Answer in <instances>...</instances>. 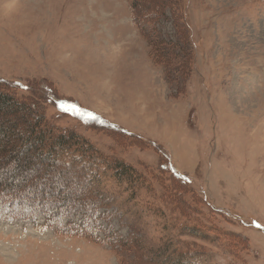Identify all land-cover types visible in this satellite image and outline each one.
Instances as JSON below:
<instances>
[{
	"label": "rangeland",
	"instance_id": "rangeland-1",
	"mask_svg": "<svg viewBox=\"0 0 264 264\" xmlns=\"http://www.w3.org/2000/svg\"><path fill=\"white\" fill-rule=\"evenodd\" d=\"M138 1L156 20L143 34L132 0H0V80L58 129L131 166L123 178L107 165L92 173L106 203L96 220L62 218L67 228L84 217L92 235L56 232L41 212L0 218V264H121L106 233L135 236L152 260L264 264V0ZM158 47L169 50L165 61ZM3 158L0 174L21 177ZM36 164L27 178L86 198L84 164Z\"/></svg>",
	"mask_w": 264,
	"mask_h": 264
},
{
	"label": "trees",
	"instance_id": "trees-1",
	"mask_svg": "<svg viewBox=\"0 0 264 264\" xmlns=\"http://www.w3.org/2000/svg\"><path fill=\"white\" fill-rule=\"evenodd\" d=\"M176 1L179 0H173L172 4L176 5ZM161 6L162 4L154 5L153 8L161 10ZM132 8V21L142 34L146 29L143 26V22L150 25L156 23L153 15L149 14L148 16V14L144 13L145 8L141 7L138 0H132ZM181 16L179 31L183 36L180 42L185 53L190 55L193 48L191 46L190 27L186 19H184V13ZM158 50L159 52L157 53H160L158 56L164 57L162 61H165L169 50L161 49L160 47H158ZM152 54L155 55V52H152ZM187 54H185L186 57ZM158 56L156 55L155 59ZM186 57L183 58L185 59L183 67L187 68L190 60L186 59ZM156 61L162 64V61ZM13 87L21 86L19 83L14 82ZM12 89L0 80V167L3 170L1 165L6 164L4 156L7 155V158L12 156L16 163L15 171L21 177L11 176L7 179L4 178V172H1L0 218L31 219L41 212L48 216L47 221H45L46 225L56 232L70 233L74 231L75 234L82 236L92 235L87 231L90 226H88V222L84 220V217L81 216L80 220H78L79 223L67 220V228L65 225L63 226L62 218L89 212L87 220L90 218L96 220L99 210L106 203L91 188L92 173L96 171V168L99 169V166L107 165V169L115 171L117 176L123 178V176L126 177L127 170L131 169V166H127L123 161L115 157L106 158L102 154H98L93 144L75 131L58 129L45 117L44 111L40 110V105L36 100L31 97L18 98L16 94L11 92ZM36 160L38 161L36 165H40L48 172L54 171L57 166L73 168L77 167L78 164H84V169L81 172L84 175L83 181L85 184L83 189H85L86 198L77 197L76 199L67 194L53 191L52 188L44 184L45 182L40 177L27 178L24 173L29 165L35 166ZM77 175L80 176L79 173ZM174 193L176 194L173 197L175 199L174 202L182 209L183 215H187L186 209L189 208V204L182 197L183 193L178 191V189ZM52 207H54L56 212H49ZM190 230L195 235L200 232L197 227H192ZM106 237V241H108L112 250L119 255L121 264H178L172 261L165 262L145 258L147 254L142 250L143 248L140 244H136L138 243V238L135 236H131L128 240L121 236L112 238L110 233H106ZM131 249H134L133 260L129 258L130 253H132L130 252ZM195 252L197 256L205 255L202 248L196 249Z\"/></svg>",
	"mask_w": 264,
	"mask_h": 264
},
{
	"label": "snow or ice",
	"instance_id": "snow-or-ice-1",
	"mask_svg": "<svg viewBox=\"0 0 264 264\" xmlns=\"http://www.w3.org/2000/svg\"><path fill=\"white\" fill-rule=\"evenodd\" d=\"M25 88H27V86L25 85Z\"/></svg>",
	"mask_w": 264,
	"mask_h": 264
}]
</instances>
